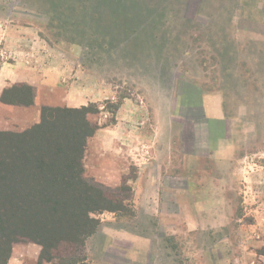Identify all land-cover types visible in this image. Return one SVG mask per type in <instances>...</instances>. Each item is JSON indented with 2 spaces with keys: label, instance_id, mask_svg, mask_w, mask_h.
Returning a JSON list of instances; mask_svg holds the SVG:
<instances>
[{
  "label": "rangeland",
  "instance_id": "1",
  "mask_svg": "<svg viewBox=\"0 0 264 264\" xmlns=\"http://www.w3.org/2000/svg\"><path fill=\"white\" fill-rule=\"evenodd\" d=\"M2 61L24 64L7 99L34 98L46 69L50 100L0 132L42 107L98 127L84 177L124 200L92 214L79 264H264V0H0ZM41 248L18 239L7 264H59Z\"/></svg>",
  "mask_w": 264,
  "mask_h": 264
},
{
  "label": "trees",
  "instance_id": "2",
  "mask_svg": "<svg viewBox=\"0 0 264 264\" xmlns=\"http://www.w3.org/2000/svg\"><path fill=\"white\" fill-rule=\"evenodd\" d=\"M26 89L30 99H7L5 89L0 101L29 106L33 92ZM89 113L85 107H42L39 124L0 132V264H7L10 244L18 239L38 242L42 260L79 264L77 251L97 225L92 214L121 210L124 199L84 177L86 141L98 129ZM62 245L70 252L61 255Z\"/></svg>",
  "mask_w": 264,
  "mask_h": 264
},
{
  "label": "crops",
  "instance_id": "3",
  "mask_svg": "<svg viewBox=\"0 0 264 264\" xmlns=\"http://www.w3.org/2000/svg\"><path fill=\"white\" fill-rule=\"evenodd\" d=\"M19 60H24L25 62H27L28 64L26 65L27 68L31 69L32 65H33V60L31 58H27L25 59H19ZM45 61V60H43ZM19 66H23L24 64H19V63H8L5 61H2L0 64V95L2 93V91L4 89H6V87L9 86V83H13L16 82L17 79L20 78V67ZM45 67H47V65H45ZM44 67V68H45ZM45 70L43 69L42 74L39 75L38 73L36 74L37 77H45ZM48 76V75H46ZM39 79V81H37V85L34 88V98H33V103L29 106H21V105H11V104H5L2 103L0 101V129L5 128L6 124L9 125L12 122H17V121H21L24 124H33V123H37L39 120V110L40 107L42 105H46L49 103L50 100V95L48 94V90L50 87L49 81L46 80L45 78ZM17 78V79H16ZM124 109H119L118 110V117H117V121L115 122V126L111 127H107L104 129H99L98 130V134L102 135V134H107L108 136L110 134H113L115 131L114 129L120 126V120H121V116H122V112ZM133 112V111H132ZM96 135V136H97ZM125 136V133L121 134V137ZM120 137V136H119ZM117 138V137H114ZM136 140L139 142V146L137 149L142 148V153H145V148H146V143H147V137L146 136H142L141 134H138L136 136ZM116 143V139H112V137H108V142H106L107 147L109 149L112 150V148H114V150H116L117 152H122L124 154H126L128 149H120L118 151V148H116L114 145ZM134 148H129V150H131V152H133ZM117 154V153H116ZM140 156V154H139ZM121 160V161H120ZM118 158V160L116 162H114V164L117 167H126L127 164H131L133 163L131 161V159H129V157H125V155L122 157V159ZM136 164H138L141 170H148V169H144L146 167L147 164H152L154 165V168L152 170H148L149 173L154 172L153 170H157V165L160 161H162V159H160L159 157L152 159L151 161H147L146 158L143 157H139V159L135 158ZM144 166V168L142 167ZM160 172V171H159Z\"/></svg>",
  "mask_w": 264,
  "mask_h": 264
}]
</instances>
